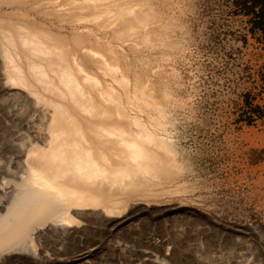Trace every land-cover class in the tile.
<instances>
[{
	"label": "bare ground",
	"instance_id": "obj_1",
	"mask_svg": "<svg viewBox=\"0 0 264 264\" xmlns=\"http://www.w3.org/2000/svg\"><path fill=\"white\" fill-rule=\"evenodd\" d=\"M175 27L152 0H0V254L140 247L123 229L180 175L164 106L178 82L160 68Z\"/></svg>",
	"mask_w": 264,
	"mask_h": 264
},
{
	"label": "rangeland",
	"instance_id": "obj_2",
	"mask_svg": "<svg viewBox=\"0 0 264 264\" xmlns=\"http://www.w3.org/2000/svg\"><path fill=\"white\" fill-rule=\"evenodd\" d=\"M241 1L152 0L174 20L172 39L180 44L162 50L168 59L160 64L165 77L178 82L174 99L164 106L166 134L180 175L173 182L175 192L137 209L135 221L123 229L146 237L140 247L124 249L119 256L99 252L94 260L84 261V251L76 250L71 251L76 256L68 252L52 258L46 253L49 261L5 252L0 264H264V36L251 29V14ZM251 10L257 11L258 5ZM144 248L147 252L139 253Z\"/></svg>",
	"mask_w": 264,
	"mask_h": 264
},
{
	"label": "trees",
	"instance_id": "obj_3",
	"mask_svg": "<svg viewBox=\"0 0 264 264\" xmlns=\"http://www.w3.org/2000/svg\"><path fill=\"white\" fill-rule=\"evenodd\" d=\"M249 3V6H247ZM254 5H258V10H251ZM241 6L248 10L251 14L250 23L251 29H256L258 32L264 36V0H243L241 1Z\"/></svg>",
	"mask_w": 264,
	"mask_h": 264
}]
</instances>
